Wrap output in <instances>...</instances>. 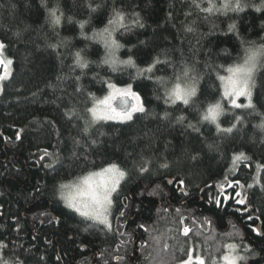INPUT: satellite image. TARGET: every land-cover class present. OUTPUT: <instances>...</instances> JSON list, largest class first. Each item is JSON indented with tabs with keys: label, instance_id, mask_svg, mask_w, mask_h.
<instances>
[{
	"label": "trees",
	"instance_id": "16d2710c",
	"mask_svg": "<svg viewBox=\"0 0 264 264\" xmlns=\"http://www.w3.org/2000/svg\"><path fill=\"white\" fill-rule=\"evenodd\" d=\"M114 10L125 16L114 55L131 65L107 62L98 36ZM0 41L13 65L0 89V264H75L85 246L95 263L116 264L134 248L124 250L114 229L131 211L138 264H181L191 252L214 264L227 245L243 264H264V55L254 107L226 104L204 119L222 100L221 77L264 48V0H0ZM190 78L189 104L169 99ZM113 84L131 85L145 110L93 122V102ZM111 165L124 178L109 227L62 191Z\"/></svg>",
	"mask_w": 264,
	"mask_h": 264
},
{
	"label": "rangeland",
	"instance_id": "374dc122",
	"mask_svg": "<svg viewBox=\"0 0 264 264\" xmlns=\"http://www.w3.org/2000/svg\"><path fill=\"white\" fill-rule=\"evenodd\" d=\"M118 26V24L108 23L107 27L104 30H101L98 36L102 41L105 42L104 46L106 45L107 49V62L109 61V63L114 66L125 64L131 65V63H128L127 61V63L125 64H120L121 61L114 55V52L118 47V42L115 36V30ZM113 41H115V43H113ZM0 43L2 42L0 41ZM247 56L243 60V63L233 67L232 69L246 67L245 62ZM259 56L260 55H258L256 58L255 66L252 71V80L259 60ZM8 61H11V63H8ZM12 69V58H10L6 54L3 47V49H0V89L2 88L3 82L11 76ZM241 76L242 74L234 75V73L232 72H228L227 75L222 76L224 78L222 79L223 97L222 100L216 103L220 106L218 109L217 118L221 109L226 106V104L234 106L232 103L233 100H235L236 104H239L241 106H246L249 104V99L246 95H241L238 97L225 95L226 91H231V85L228 83L229 78L232 77L233 79H239L241 78ZM178 83L181 84V87H187L192 82L189 79H184L183 81H179ZM131 93H135L139 97V100L132 99ZM172 100L176 99L173 97ZM133 105H135L137 108H139L140 106H143L144 108L141 96L132 88V86L113 84L111 85L110 91L105 96L100 97L93 102V106L90 108V117L93 122L100 120L124 122L130 120L128 119L129 113H131L132 119L134 114L138 112L136 110H133ZM93 110H95V114H93ZM121 172L124 173L123 170L120 169V167L116 166L115 168H112L111 165L102 170L89 173L86 176H83L82 178L67 184V186H64L62 196L69 206L74 204L75 207H71L76 211L77 209H79V213L82 214L87 212L88 215L84 216L110 226L112 225L111 211L114 201V195L124 178V174L120 175ZM108 189L114 190L110 191L108 194V199L104 200V193ZM225 255H229L230 258L241 257V254L237 250V247H234V249L232 250H229L227 248V252L223 254L220 259H215L214 264H227V262L223 259ZM201 260H203L204 264H208L207 258L203 257L199 253L191 252L189 258L184 260L181 264H199ZM236 264H243L242 259L236 260Z\"/></svg>",
	"mask_w": 264,
	"mask_h": 264
},
{
	"label": "snow or ice",
	"instance_id": "6c2138e0",
	"mask_svg": "<svg viewBox=\"0 0 264 264\" xmlns=\"http://www.w3.org/2000/svg\"><path fill=\"white\" fill-rule=\"evenodd\" d=\"M197 7H199V5H196ZM223 7L228 8L230 7V5L225 4L223 5ZM240 8L239 4L235 5V8L233 10H237ZM204 11H211V8L208 9H203ZM50 17L52 18L53 23H58L59 22V16H57V12L56 10H52L50 12ZM125 19L124 14L121 11L118 10H114V19L110 20L109 23L110 24H119L121 27H123V21ZM133 23L139 24V26L143 27V24L140 23L139 20H135L133 21ZM193 29L191 27L187 28V31H192ZM113 43H115V41H113ZM4 45L3 43H0V49H3ZM258 55H264V48H260V49H253V50H249V54L247 56L246 59V67L244 68H236V69H229V72L234 73V75H240L242 74L241 78L239 79H233L232 77L229 78L228 83L231 85V91H226L225 95L226 96H241V95H246L249 99V104L246 105L245 107H249L252 108L254 107L252 105V94H251V86H252V71L253 68L255 66V61ZM77 63L80 64L81 67H86L87 65L84 63H81L79 60V56L80 54L77 53ZM8 63H11V61H8ZM128 63H132V61H128ZM156 63H161V61H159L158 59L154 62V64ZM154 65L149 66L146 71H152ZM183 73V77H188L189 74V70L188 69H183L182 70ZM192 79V83L190 85H188L187 87H181V84L177 83L174 87V89L172 90L171 94L169 95V99H172L173 97L176 100H182L183 103L185 105L189 104L191 98L195 97L197 94V89H196V81L194 78H190ZM221 79H224L223 77H221ZM132 99L134 100H139V97L135 94V93H131ZM167 102V101H166ZM234 107H241V105L236 104L235 100L232 101ZM219 104H216L214 106H211L207 109V114L204 116V119L207 120L209 118H211L213 121L216 120L217 118V114H218V109H219ZM133 110L136 111H140L143 112L145 109L143 108V106H140L139 108H137L135 105L132 106ZM93 114H95V110H93ZM128 119H131V113L128 114ZM178 119L183 120L184 117H179ZM237 121H239V118H237ZM261 127H264V125H261ZM223 131L226 132H231L232 129L228 128V129H223ZM243 155V154H241ZM194 159V157H193ZM115 165H112V168H115ZM142 167V170H146ZM111 170V169H109ZM124 173H120V175H123ZM114 189H108L105 191L104 193V200L108 199V194L110 191H112ZM242 202V201H241ZM71 206L75 207L74 204H72ZM77 211H79V209H77ZM83 215H88L87 212L82 213ZM188 229H185V234H187ZM234 245H227V248L229 250L234 249ZM223 259L227 262V264H236V260L239 259H243V257H234V258H230L229 255H225L223 257ZM199 264H204L203 260H201L199 262Z\"/></svg>",
	"mask_w": 264,
	"mask_h": 264
},
{
	"label": "flooded vegetation",
	"instance_id": "af4514ba",
	"mask_svg": "<svg viewBox=\"0 0 264 264\" xmlns=\"http://www.w3.org/2000/svg\"><path fill=\"white\" fill-rule=\"evenodd\" d=\"M170 184V183H168ZM170 187H174L173 182L170 184ZM175 188L178 189L177 186ZM180 191L184 192L186 196H188L187 191H185V188L183 187V183L181 188L179 187ZM186 201H183L182 204L184 205ZM132 211L129 214V219L125 220V216L123 214H120V217L117 218L116 220V227L114 228L117 232L118 239H119V244L126 250L130 243L134 244L133 249H129L127 252L125 251V254H119L118 256L115 257L114 263L116 264H138V261L141 259V252L139 247H141V244L137 245L135 239H138L139 233L137 232L138 228L134 227V224L131 225V222L134 221V218H131L132 216ZM43 220L40 221L42 223ZM121 223V225H120ZM134 223V222H133ZM197 223L200 225L201 222L197 221ZM109 227H112L110 225ZM255 229V228H254ZM256 231V229H255ZM246 234L243 235V240H246ZM133 241V242H132ZM250 244V242L248 241ZM118 251V247L116 248ZM82 251L84 254L80 255V257L76 260L75 264H85L89 262V264H98L95 263L96 261V256L92 254V251H87V246L82 248ZM87 251V252H86ZM98 255V252L96 253Z\"/></svg>",
	"mask_w": 264,
	"mask_h": 264
},
{
	"label": "water",
	"instance_id": "95a60500",
	"mask_svg": "<svg viewBox=\"0 0 264 264\" xmlns=\"http://www.w3.org/2000/svg\"><path fill=\"white\" fill-rule=\"evenodd\" d=\"M168 182L171 184V183H172V180H169ZM257 229L260 231V229H261V225H258V226H257Z\"/></svg>",
	"mask_w": 264,
	"mask_h": 264
}]
</instances>
